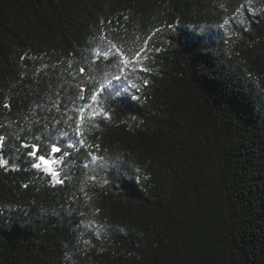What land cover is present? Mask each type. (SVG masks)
I'll use <instances>...</instances> for the list:
<instances>
[{"label": "trees", "instance_id": "1", "mask_svg": "<svg viewBox=\"0 0 264 264\" xmlns=\"http://www.w3.org/2000/svg\"><path fill=\"white\" fill-rule=\"evenodd\" d=\"M245 3L0 0V264H264V13ZM77 124L56 185L27 153L54 159L48 134Z\"/></svg>", "mask_w": 264, "mask_h": 264}, {"label": "snow or ice", "instance_id": "2", "mask_svg": "<svg viewBox=\"0 0 264 264\" xmlns=\"http://www.w3.org/2000/svg\"><path fill=\"white\" fill-rule=\"evenodd\" d=\"M254 3H255V0H246L245 6H244V12H248L249 9H251V14H256L257 12L264 13V8L257 9L256 7L253 6ZM221 7H223V5H221ZM251 18H252L251 15H249L245 19H238L236 16H233L231 22L230 21H224V24L222 25V27L227 26V27L231 28L232 24L243 25L246 22H250ZM236 30L238 31L239 28H237ZM157 31H159V29ZM101 51L106 52L105 49H101ZM81 71H83V69H81ZM142 71H149V70L148 69H142ZM116 79L119 80L120 77L117 76ZM143 83L146 86L148 84V80L145 79L143 81ZM132 87L135 88L136 86L132 85ZM106 91H108L107 99L112 100V101L116 100V98L122 94L121 90H119V89L116 90L115 92L107 90V89H106ZM133 98L136 99L137 97L133 96ZM96 99H97V97L95 95L91 96V100L93 102H95ZM5 107H7V105H5ZM84 107H88V106L87 105L82 106L80 108L81 113H83ZM96 115H97V113H96L95 109H93L92 110V116L95 117ZM101 115L106 117L107 113H101ZM81 119H83V116H81ZM69 135L70 134L66 131H61L58 136H53L51 132L48 134L47 141H48V143L52 144L51 154L54 157V159L50 160L46 155H43V154L37 156V152L39 151V145H35V144L31 145L33 148V151L30 153H27V155L32 157L33 161H34L31 164V167L34 169H40L42 165H45V167L43 169L44 172L51 178L52 182L56 185H63L65 183V180L66 179L70 180L71 177L70 176L61 177V173L59 170H54L53 168H50L47 165L59 163L60 162L59 154H63L64 156H69L70 153L66 149H74L77 147V144H79V146L81 148L84 147V140L80 138L82 134L80 132V125L79 124H77L75 126V139L69 140L66 144V147H61V144L58 141H60L63 137H68ZM33 139H38V137H33ZM3 140H4V137L2 135H0V142H2ZM22 146L28 147L29 145L27 142H25ZM88 147L91 148L92 146H88ZM87 155L91 158L92 161L98 160V157L93 155L92 151H88ZM5 164H6V158H0V168L5 167ZM83 167L89 168L90 165L85 163L83 165Z\"/></svg>", "mask_w": 264, "mask_h": 264}]
</instances>
